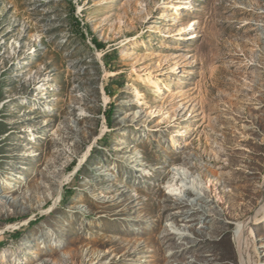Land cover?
<instances>
[{"label": "rangeland", "instance_id": "obj_1", "mask_svg": "<svg viewBox=\"0 0 264 264\" xmlns=\"http://www.w3.org/2000/svg\"><path fill=\"white\" fill-rule=\"evenodd\" d=\"M263 196L264 0H0V264H264Z\"/></svg>", "mask_w": 264, "mask_h": 264}, {"label": "bare ground", "instance_id": "obj_2", "mask_svg": "<svg viewBox=\"0 0 264 264\" xmlns=\"http://www.w3.org/2000/svg\"><path fill=\"white\" fill-rule=\"evenodd\" d=\"M179 9H181V7H177L176 11L179 10ZM184 32H186V30L182 29L181 33H184ZM155 85H156V83H155ZM6 187H7L6 188L7 190H11L12 188H14L12 186V184L6 185ZM176 192H178V189L176 190ZM1 203H2V200H0V205H1ZM263 222H264V196H263V199H262L261 203L259 204V207L256 209L255 213L251 217H249L246 221L239 222L237 224L236 233H238V234H236V235L238 237L237 241H241V243H239V245H238L239 253L241 255L243 253V242L250 240V234L247 231L249 226H250V224L251 223L258 224V223H263Z\"/></svg>", "mask_w": 264, "mask_h": 264}, {"label": "trees", "instance_id": "obj_3", "mask_svg": "<svg viewBox=\"0 0 264 264\" xmlns=\"http://www.w3.org/2000/svg\"><path fill=\"white\" fill-rule=\"evenodd\" d=\"M73 12H74V11L72 10L71 15H73ZM75 24H77V27H79V25H80L79 22H77V21H75ZM80 34H81V36H84L83 33L80 32ZM112 55H116V52H115V51H112L111 53H108V54L105 55L103 62H104V65H105L106 67L109 66V59H110V57H111ZM105 92H106L107 95H111V94H112V92H111V90H110L109 88H107ZM109 112H110V111H107V112L105 113V120H106V123L108 124V126L110 125V122H111V114H110ZM70 192H72V190H70ZM19 236H20V234H19V233H16V234L13 236V238H18ZM2 245H3V244H0V246H2Z\"/></svg>", "mask_w": 264, "mask_h": 264}]
</instances>
